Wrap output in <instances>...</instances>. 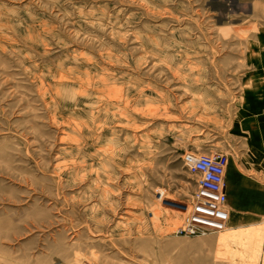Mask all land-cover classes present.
<instances>
[{
	"label": "rangeland",
	"instance_id": "1",
	"mask_svg": "<svg viewBox=\"0 0 264 264\" xmlns=\"http://www.w3.org/2000/svg\"><path fill=\"white\" fill-rule=\"evenodd\" d=\"M212 3L0 0V264H264L257 229L172 232L185 151L264 177V3Z\"/></svg>",
	"mask_w": 264,
	"mask_h": 264
},
{
	"label": "built area",
	"instance_id": "2",
	"mask_svg": "<svg viewBox=\"0 0 264 264\" xmlns=\"http://www.w3.org/2000/svg\"><path fill=\"white\" fill-rule=\"evenodd\" d=\"M183 164L195 176V187L185 205V216L173 229L179 235H204L227 226L226 166L228 155L215 149L185 151Z\"/></svg>",
	"mask_w": 264,
	"mask_h": 264
},
{
	"label": "crops",
	"instance_id": "3",
	"mask_svg": "<svg viewBox=\"0 0 264 264\" xmlns=\"http://www.w3.org/2000/svg\"><path fill=\"white\" fill-rule=\"evenodd\" d=\"M264 3V0H258ZM240 5L238 9L252 12V0L238 3L237 0H217V4L211 5L212 11L217 10V17L226 15V9L230 12H237L234 5ZM221 8V10H219ZM260 40L264 39L263 33L258 36ZM250 80V79H248ZM244 85V103H249L257 114L258 135L262 147L264 148V84L260 81H249ZM227 167V166H226ZM227 181V203H228V220L227 226L230 230L250 229L252 231L264 232V177L236 175ZM259 229V230H258ZM219 243V239L217 240ZM264 250V243H263Z\"/></svg>",
	"mask_w": 264,
	"mask_h": 264
},
{
	"label": "bare ground",
	"instance_id": "4",
	"mask_svg": "<svg viewBox=\"0 0 264 264\" xmlns=\"http://www.w3.org/2000/svg\"><path fill=\"white\" fill-rule=\"evenodd\" d=\"M228 226H226L225 228H223L222 230H219V231H225L227 229ZM216 232V231H215Z\"/></svg>",
	"mask_w": 264,
	"mask_h": 264
}]
</instances>
